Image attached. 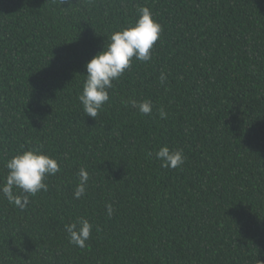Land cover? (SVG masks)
Returning a JSON list of instances; mask_svg holds the SVG:
<instances>
[{
	"label": "trees",
	"instance_id": "obj_1",
	"mask_svg": "<svg viewBox=\"0 0 264 264\" xmlns=\"http://www.w3.org/2000/svg\"><path fill=\"white\" fill-rule=\"evenodd\" d=\"M142 7L162 26L152 59L86 116L85 65ZM38 145L60 170L23 210L0 194V264H264V0H0V183ZM164 145L183 166L161 167Z\"/></svg>",
	"mask_w": 264,
	"mask_h": 264
},
{
	"label": "clouds",
	"instance_id": "obj_2",
	"mask_svg": "<svg viewBox=\"0 0 264 264\" xmlns=\"http://www.w3.org/2000/svg\"><path fill=\"white\" fill-rule=\"evenodd\" d=\"M70 3V0H62ZM136 22L119 31H115L108 38L102 51L93 56L85 65L87 75L83 89L78 99L86 116L96 118L105 103L110 99L109 89L113 81L122 77L128 70L133 59L148 62L152 59L154 45L160 38L162 26L155 21L153 13L147 7L138 10ZM160 83L166 82L164 73L160 75ZM126 103L138 109L144 115H150L153 104L150 100H128ZM161 119L167 118V113L158 110ZM153 153L149 152L148 156ZM155 158L161 162V167L177 169L185 163L186 157L182 149H171L167 145L155 150ZM7 175L0 183V194L10 204L23 210L30 204V197L40 191H48L44 182L48 176L55 175L60 169L58 161L42 151V146L21 149V152L5 162ZM79 183L74 192V198L80 199L86 193L89 173L81 168L78 172ZM107 214L111 217L113 207L105 205ZM94 225L87 218H77L66 225L69 243L84 248L90 239Z\"/></svg>",
	"mask_w": 264,
	"mask_h": 264
}]
</instances>
